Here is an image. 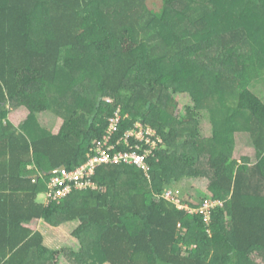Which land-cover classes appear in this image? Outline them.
<instances>
[{
    "label": "trees",
    "instance_id": "trees-1",
    "mask_svg": "<svg viewBox=\"0 0 264 264\" xmlns=\"http://www.w3.org/2000/svg\"><path fill=\"white\" fill-rule=\"evenodd\" d=\"M62 69L70 76L61 84ZM259 81L264 0H0V264H61L63 254L76 264L264 257V100L252 90ZM72 84L83 91L77 111L67 107ZM178 94L193 105L180 109ZM15 103L30 115L19 127L8 120ZM119 108V136L141 124L162 140L148 157L149 174L103 164L92 177L99 190L39 203L51 172L86 163ZM46 112L62 118L57 134L39 126ZM242 132L255 163L232 158ZM131 142L133 150L143 145ZM206 155L208 171L198 165ZM200 177L209 179V195L181 207L165 199ZM206 199L222 203L209 220L186 209ZM41 221L78 222V251L46 247Z\"/></svg>",
    "mask_w": 264,
    "mask_h": 264
},
{
    "label": "rangeland",
    "instance_id": "rangeland-1",
    "mask_svg": "<svg viewBox=\"0 0 264 264\" xmlns=\"http://www.w3.org/2000/svg\"><path fill=\"white\" fill-rule=\"evenodd\" d=\"M168 68L169 67H166L165 69L167 70ZM168 71L169 70H167V72ZM69 76H70L69 73L63 69L60 71V73H58L59 81L61 84L66 83L68 81ZM73 86L74 85L72 84L71 87L69 88V92L71 91V93L69 96L67 95L69 97L67 107L69 106V109H72L71 108V105H72L73 111L74 110L77 111L78 107L80 106V101L77 100L79 99L77 94L81 96L83 91L80 90L78 87H73ZM252 90L254 91V93H256L258 96H260L264 100V81H259L258 83H256L252 87ZM176 100L181 106L180 109L186 105H191V106L193 105V101L188 94L186 95L178 94L176 95ZM19 106H20L19 104L15 103L10 107V111H9V118H10L9 122H11L15 126H18L20 123L23 125L30 116V115H28V117L26 116V113H24L25 110H19L18 109ZM37 119H38V122H39L38 124L41 127V129L43 130L45 129L47 130V132H50L53 134H57L63 124L62 118L50 112H46V113H42L38 115ZM109 120L110 118L108 119V122ZM202 129H203L202 132L207 138L211 136L212 125L210 124L209 120L206 117L203 119ZM231 155H232V158L240 162H244V159L246 158H249L252 161V163L256 162L254 147L247 133L242 132L236 135L235 147L233 148ZM198 165L199 167H202V169H207L208 171L209 170V157L207 155L204 156L200 160ZM36 176H32L31 179L33 180L34 178H36V180H38ZM208 185H209L208 178L200 177V178L184 179L182 182L175 185L177 189L175 188L172 189L174 191L172 196L179 201H182V199L189 198V197H191L192 199L196 197L200 199L201 195H199V192L209 195ZM177 191L180 192V194H178ZM38 202L43 203V204L46 203V196H45L44 190L40 192L39 197H38ZM78 225L79 223L75 222L72 224H63L61 226L55 227V226L49 225L48 223L44 221H41L37 224V230L40 231V233L43 235L44 245L46 247L53 249V250H61L65 248V249H73L74 251H78V249L80 248V242L73 235ZM248 259L250 261L249 264H264V257H262L261 255L257 253L250 255ZM60 262L61 264H76L74 257L70 259L65 254L62 255ZM96 262L97 261L95 260H91L92 264H100Z\"/></svg>",
    "mask_w": 264,
    "mask_h": 264
},
{
    "label": "built area",
    "instance_id": "built-area-1",
    "mask_svg": "<svg viewBox=\"0 0 264 264\" xmlns=\"http://www.w3.org/2000/svg\"><path fill=\"white\" fill-rule=\"evenodd\" d=\"M121 119L122 115L120 111H117L110 118L106 134L103 136L102 141L95 143L94 153L89 155L86 163L72 171L64 167L52 174L46 182V203L61 200L74 191L87 189L99 190L98 185L92 180V177L95 174L96 168L103 164L135 165L147 175L149 174L148 157L154 153L158 145L162 143V140L157 137L156 132L152 128L145 127L141 124H137L134 129L128 130L119 136ZM115 136H117V139L114 138ZM134 140L143 143V145H136V149L140 150L142 148L143 153L133 150L131 141ZM122 147L126 150L122 151ZM32 182L37 183L38 180L34 178ZM173 192V190L166 191L164 197L180 206V201L172 196ZM217 205H222V203L206 199L200 209L195 211L190 210L188 207L186 209L191 213L200 212L206 217V220H209L211 210Z\"/></svg>",
    "mask_w": 264,
    "mask_h": 264
},
{
    "label": "crops",
    "instance_id": "crops-1",
    "mask_svg": "<svg viewBox=\"0 0 264 264\" xmlns=\"http://www.w3.org/2000/svg\"><path fill=\"white\" fill-rule=\"evenodd\" d=\"M12 105H10L9 106V108H8V120L10 119L9 118V111H10V107H11ZM19 110H25V112L24 113H26V116L28 117V115H29V111H28V109L26 108V107H24V106H19V108H18ZM40 115V114H39ZM55 115V114H54ZM12 117V116H11ZM27 119V118H26ZM14 123V122H13ZM21 125V123L17 126V127H19ZM35 176V175H34Z\"/></svg>",
    "mask_w": 264,
    "mask_h": 264
},
{
    "label": "water",
    "instance_id": "water-1",
    "mask_svg": "<svg viewBox=\"0 0 264 264\" xmlns=\"http://www.w3.org/2000/svg\"><path fill=\"white\" fill-rule=\"evenodd\" d=\"M62 168H64V166H62V167H60V168H58V169L52 171V173H56V172H58L59 169H62Z\"/></svg>",
    "mask_w": 264,
    "mask_h": 264
},
{
    "label": "clouds",
    "instance_id": "clouds-1",
    "mask_svg": "<svg viewBox=\"0 0 264 264\" xmlns=\"http://www.w3.org/2000/svg\"><path fill=\"white\" fill-rule=\"evenodd\" d=\"M118 111H120V113H121V109H120V108L118 109ZM116 112H117V111H116ZM116 112H115V113H116ZM115 113H114V114H115ZM121 115H122V114H121ZM109 118H111V117H109ZM122 119H123V116H122ZM108 124H109V122H108Z\"/></svg>",
    "mask_w": 264,
    "mask_h": 264
}]
</instances>
